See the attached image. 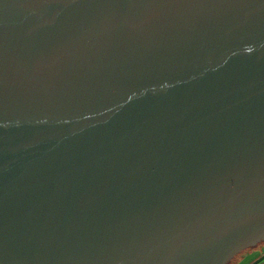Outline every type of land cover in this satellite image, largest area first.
<instances>
[{
    "label": "water",
    "instance_id": "obj_1",
    "mask_svg": "<svg viewBox=\"0 0 264 264\" xmlns=\"http://www.w3.org/2000/svg\"><path fill=\"white\" fill-rule=\"evenodd\" d=\"M263 239L264 0H0V264Z\"/></svg>",
    "mask_w": 264,
    "mask_h": 264
},
{
    "label": "rangeland",
    "instance_id": "obj_2",
    "mask_svg": "<svg viewBox=\"0 0 264 264\" xmlns=\"http://www.w3.org/2000/svg\"><path fill=\"white\" fill-rule=\"evenodd\" d=\"M261 248L264 250V240L257 243L256 245L244 248L227 264H264V254H262L260 251ZM259 255H261V257Z\"/></svg>",
    "mask_w": 264,
    "mask_h": 264
},
{
    "label": "flooded vegetation",
    "instance_id": "obj_3",
    "mask_svg": "<svg viewBox=\"0 0 264 264\" xmlns=\"http://www.w3.org/2000/svg\"><path fill=\"white\" fill-rule=\"evenodd\" d=\"M263 240H264V239H263ZM263 240H261V241H263ZM261 241H259V242H261ZM259 242H257V243H259ZM257 243L252 244V245H256ZM252 245H249V246H252ZM249 246H247V247H249ZM242 250H243V249H242ZM242 250H241V251H242ZM239 252H240V251H239ZM239 252H238V253H239ZM236 254H237V253H236ZM236 254H235V255H236ZM235 255H234L233 257H235ZM233 257H231L230 260H231ZM230 260H229V261H230ZM229 261H228V262H229ZM228 262H227V263H228Z\"/></svg>",
    "mask_w": 264,
    "mask_h": 264
},
{
    "label": "crops",
    "instance_id": "obj_4",
    "mask_svg": "<svg viewBox=\"0 0 264 264\" xmlns=\"http://www.w3.org/2000/svg\"><path fill=\"white\" fill-rule=\"evenodd\" d=\"M260 251L262 252V254H264V250H263V248H261ZM262 254H261V255H262ZM261 255H259V256L261 257ZM259 260H261V259H259Z\"/></svg>",
    "mask_w": 264,
    "mask_h": 264
}]
</instances>
